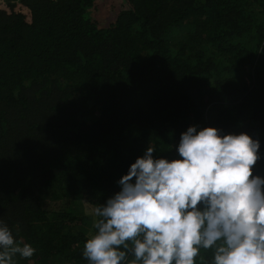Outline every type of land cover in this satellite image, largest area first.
I'll list each match as a JSON object with an SVG mask.
<instances>
[{"label": "trees", "instance_id": "obj_1", "mask_svg": "<svg viewBox=\"0 0 264 264\" xmlns=\"http://www.w3.org/2000/svg\"><path fill=\"white\" fill-rule=\"evenodd\" d=\"M194 124L264 154V0H0V218L36 249L17 264H88L92 210Z\"/></svg>", "mask_w": 264, "mask_h": 264}, {"label": "clouds", "instance_id": "obj_2", "mask_svg": "<svg viewBox=\"0 0 264 264\" xmlns=\"http://www.w3.org/2000/svg\"><path fill=\"white\" fill-rule=\"evenodd\" d=\"M171 148L149 145L92 210L88 264H198L204 253L206 264H264L260 140L194 124L180 134L178 158L154 155ZM35 253L0 218V264Z\"/></svg>", "mask_w": 264, "mask_h": 264}]
</instances>
